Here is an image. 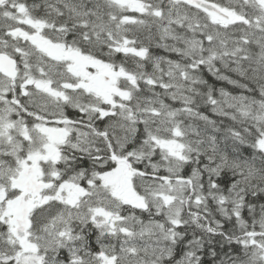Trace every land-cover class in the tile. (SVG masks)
<instances>
[{"label": "snow or ice", "instance_id": "6c2138e0", "mask_svg": "<svg viewBox=\"0 0 264 264\" xmlns=\"http://www.w3.org/2000/svg\"><path fill=\"white\" fill-rule=\"evenodd\" d=\"M0 264H264V0H0Z\"/></svg>", "mask_w": 264, "mask_h": 264}, {"label": "trees", "instance_id": "16d2710c", "mask_svg": "<svg viewBox=\"0 0 264 264\" xmlns=\"http://www.w3.org/2000/svg\"><path fill=\"white\" fill-rule=\"evenodd\" d=\"M29 2H31V0H29Z\"/></svg>", "mask_w": 264, "mask_h": 264}]
</instances>
